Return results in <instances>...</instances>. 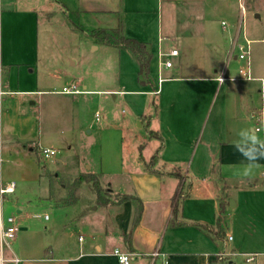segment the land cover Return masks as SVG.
Instances as JSON below:
<instances>
[{
	"label": "crops",
	"instance_id": "0c3cea01",
	"mask_svg": "<svg viewBox=\"0 0 264 264\" xmlns=\"http://www.w3.org/2000/svg\"><path fill=\"white\" fill-rule=\"evenodd\" d=\"M162 3L163 0H0V161L2 155L8 160L21 153L29 161L36 155L39 162L40 148L72 144L83 111L89 114L84 129L88 135L93 131V141L99 149L118 142L119 166L107 168L102 162L96 172L91 167L85 173L77 171L75 179L91 173L99 178L129 180L117 189L103 185L108 193L100 201L86 183L78 187L71 201L68 189L63 187L66 198L53 196L55 207L98 206L93 208L98 213L92 214L84 207L79 211L76 225L72 226L78 232L76 245L70 244L68 233L62 236L47 227L41 233L34 226L22 225V234L17 233L8 254L17 259L16 264H117L114 249L132 253L131 264H151V254L156 249L168 264H216L215 256L221 251L256 254L251 264H264V159L252 175L244 176L243 166L248 162L234 147L235 141H244L239 133L245 129L254 131L255 116L264 114V65L258 73L251 70L252 81L219 83L217 79L222 74L237 76V70L230 72L228 68L229 48L224 52L225 66L203 60L192 73L180 71L185 65L181 62H173L172 68L165 69L163 54L169 50L166 41L171 36V24H163ZM209 5L213 7L214 2L205 0L197 10L205 22L210 16ZM57 14L70 22L65 28L77 41L78 54L71 53L67 70L58 65L48 70L41 64L40 36L50 30L39 29V18L44 15L48 21ZM261 18L262 11L254 13L255 20ZM221 22L224 20L220 21L221 30L228 31L230 27L223 30ZM118 28L125 38L144 43L151 54L145 85L138 81L139 64L131 51L90 37L92 30ZM239 28L231 29L230 46L238 39ZM99 52L104 54L103 59L89 63V55ZM179 57L178 51L172 58ZM232 60L237 61L234 56ZM70 84H76L80 93H58ZM220 92L217 108L210 112ZM108 96L111 102L106 101ZM115 103L122 108L119 118L113 112ZM47 104L49 114L62 125H47L45 135L50 140L43 145L41 109ZM97 106L104 112L95 122ZM150 131L159 138L150 136ZM129 133L135 139L130 140L131 157L126 158L125 148L129 146L124 144V136ZM255 134L264 140V126ZM138 136L143 139L138 141ZM139 143L148 146L147 155L138 153L142 147ZM153 156L156 163L149 168L147 164ZM31 170L29 166L22 173L42 187V176L38 170L31 174ZM174 172L182 174V198L175 212L173 197L180 187ZM8 196H15V192ZM122 196L142 204L141 219L133 230L137 201L119 202ZM129 233L131 249L124 240ZM14 243L19 245L17 251L12 248ZM235 258H231L232 263ZM154 264H161L160 259Z\"/></svg>",
	"mask_w": 264,
	"mask_h": 264
},
{
	"label": "rangeland",
	"instance_id": "374dc122",
	"mask_svg": "<svg viewBox=\"0 0 264 264\" xmlns=\"http://www.w3.org/2000/svg\"><path fill=\"white\" fill-rule=\"evenodd\" d=\"M209 1H213L214 6L212 7L209 5L210 16L206 18L208 21L205 22L203 16L200 17L201 13H197V10L201 7V4L203 5L205 0H163V24H171V36L166 41L169 49L167 53H169L172 48H176L177 51L180 52L179 58L164 57L163 60H170L172 63L176 62L177 64L181 62V65L185 64L184 68L180 70L183 71L184 74L192 73L193 70L199 68V63L203 62V60L207 64L212 62L225 66L229 56L226 59L224 52L225 50L228 51L229 48L232 49V46H230L231 43L229 42L231 39V29L235 26H240L238 43H244V38L251 41V70L254 74L262 71L264 61L261 60H264V41L262 42L261 40L264 39V0H244V7L247 13L242 15H240L238 0ZM259 11H262V18L260 21H257L254 19V13ZM221 20H224L228 28L230 27L228 31L221 30ZM68 23L70 22L59 14L53 15L48 21L45 19L44 15H41L39 18V29L41 30L43 28L44 30H50L47 35L40 36L39 40L40 54H42L41 64L42 66L46 65L48 70L57 65L67 70L69 57L74 53L78 54V52H76V38L69 35L67 33V28H65L68 26ZM75 23L77 24V22ZM206 28L207 33L205 32ZM210 42L213 44L211 45ZM235 54L236 52L234 55ZM103 57L104 54L100 52L94 53L89 55L88 61L89 63L100 61L99 59L102 60ZM239 64V61H229L228 68L230 72H236ZM52 65L55 66L52 67ZM208 67L209 65L205 66V71H208ZM56 84H58V82ZM50 90L54 91L53 88ZM221 94L222 92L219 93L216 100L214 99L210 112L213 110L214 113L216 110L218 102L221 99ZM106 101L111 102V96H108ZM48 106L49 104L41 109L43 145H48L47 142L50 140V137L45 135L47 125L50 124L56 127L62 125V123L58 124V122L56 123L54 121L53 116L48 112ZM94 110L98 111L101 119L104 110L102 111L98 106L94 108ZM94 110L90 113V117L93 115ZM121 111V106L115 103L113 112L116 114L117 118H119ZM80 114L81 116L78 118L79 129L75 134L74 141L67 146L60 143L54 145L53 149L57 152L55 156L48 159H44L41 156L38 162L36 155L31 157L29 161L28 159H24L21 153H17L8 160L2 155V160L0 161L2 183H14L16 186L15 196H5L6 198L4 197L1 201L0 206L4 219L13 217L17 226L22 227V225L29 224L36 227L34 229L41 233L46 227L48 229H56L60 235H62L63 232L68 233V241L72 245L77 244L78 238V232L72 227L76 225L77 221L75 222L74 220L77 218V214L83 207L85 210L87 209L88 212L96 214L98 211L93 212V208L98 206H56V208L53 204V196L58 197L59 195H66V191L63 190V187L68 189L74 183L77 179H75L77 171L85 173L88 171V168L91 167L92 171L96 172L102 162H104L107 168L119 166V163H117L119 160L118 142L115 141L112 145L103 146L102 149H99L98 144L96 145V140L93 141V131L92 135H88L86 129H84L85 121L89 114L87 115L83 111ZM135 127H138L137 123ZM139 131H141V129ZM132 139H135V137L131 133L124 136V144L129 146L125 148V154H127L125 155L126 158L131 157L130 140ZM136 139L141 141L143 138L138 136ZM88 143H95L94 147L88 146ZM139 144L142 145V147H140L138 153H143L144 156L147 155L149 153L147 149L148 146L142 143ZM29 166L32 168L30 171L31 174H33V170H38L39 175L42 176V187L39 188L37 182L33 180L29 181L27 180V176L23 175L22 171H26ZM175 174L181 178L182 182V174L178 172H175ZM94 176L99 181L103 190V185L111 189L112 187L117 189L119 187H124L127 181H129L121 177L112 178L106 176V178H99L97 175ZM83 183H81V185H83ZM86 184L93 190L91 183ZM40 195L41 198L38 199L37 197ZM49 196H51L52 199L49 200ZM64 198H66V196ZM79 202L82 203L83 199H79ZM87 204H89V202H87ZM45 215L48 216V221L43 219ZM20 232L21 231H19V233ZM18 247L19 245L17 243L12 245L14 251H17L19 249ZM8 254L9 249H5L3 251V258L4 260H8L6 264H13ZM17 257H20L19 254H17ZM242 260V257L237 256L234 262L235 264H244Z\"/></svg>",
	"mask_w": 264,
	"mask_h": 264
},
{
	"label": "built area",
	"instance_id": "2783aa9c",
	"mask_svg": "<svg viewBox=\"0 0 264 264\" xmlns=\"http://www.w3.org/2000/svg\"><path fill=\"white\" fill-rule=\"evenodd\" d=\"M238 6L240 10V14L245 13L244 7V0H238ZM221 27L223 30L227 28V24L225 22H221ZM244 43H238V39L236 38L232 44V49L229 53L228 61L233 59L239 61L241 66L237 69V76L236 77H229L225 74H222L217 80L219 83H222L226 80L229 81H236L237 79L252 81V73H251V41L244 38ZM236 54L234 55V53ZM178 55L177 49H171L169 53L163 54V57H176ZM173 64L170 60H166L163 62V67L165 69L172 68ZM162 79H160L161 81ZM61 94L66 95H73L78 94L80 91L78 90L76 84H70L60 90ZM158 92H154L153 94H157ZM95 122H98L100 119V114H95ZM256 119V127L254 128V132H260L264 126V114L261 113L260 115L255 116ZM39 153L44 159H48L56 155V150L50 148H40ZM262 176H264V171L262 172ZM15 192V184L14 183H7L3 184L0 181V205L1 201L4 199L6 195L13 194ZM39 218V216H38ZM44 220H48V216H44ZM19 232V226L15 224V219L13 217H8L4 219L3 213L1 211L0 206V264L8 263V260H4L3 258V251L5 249H10L12 242L15 240L17 233ZM81 240V239H80ZM227 240H231V237H228ZM113 256L116 259L117 264H131L132 253L127 251H122L120 249L113 250ZM241 256L242 261L244 264H251L256 259V254H238L235 252H227L221 251L218 252L215 256V260L224 261L225 263L235 264L232 263L231 258ZM160 259L161 264H168L167 258H165L164 254H162L158 249H156L151 254V264H154L156 260ZM228 259V260H227ZM11 263L16 264L17 259H12Z\"/></svg>",
	"mask_w": 264,
	"mask_h": 264
},
{
	"label": "trees",
	"instance_id": "16d2710c",
	"mask_svg": "<svg viewBox=\"0 0 264 264\" xmlns=\"http://www.w3.org/2000/svg\"><path fill=\"white\" fill-rule=\"evenodd\" d=\"M90 37L95 39L96 41L105 44V45H110V46H115L119 47L122 49H127L131 51L139 64V72H138V81L141 85H145L147 83V78L149 74V64L151 61V54L148 51L146 45L142 42H139L135 39L131 38H125L122 34V30L120 28L115 29V30H104V29H96L92 30L90 32ZM150 136H155L159 138L154 132L150 131L149 132ZM156 163V156H153L147 166L149 168H152ZM178 180H179V187L180 190L178 189V192L175 194V197H173V212L177 210V205L182 198V190H181V178L173 173ZM91 183L92 188L96 194L97 200L100 201L104 195V193H108L107 190H103L100 186L99 181L97 178L91 174H80L78 178L74 181V183L68 188L69 195H68V201H71L74 199V194L78 187L81 185V183ZM125 200H136L137 201V206L135 207V215L132 223L131 230H133L137 224L139 223L141 219V214H142V204L139 200L132 198L130 196H122L119 199V202L125 201ZM68 201H65L63 203H67ZM106 203V202H104ZM196 227L201 228L203 230H208L209 228L203 225H198L195 224ZM124 240L126 244L128 245L129 249H131V233L128 234V236L124 237ZM216 264H230V263H225L224 261H219L215 260Z\"/></svg>",
	"mask_w": 264,
	"mask_h": 264
},
{
	"label": "clouds",
	"instance_id": "9594fccd",
	"mask_svg": "<svg viewBox=\"0 0 264 264\" xmlns=\"http://www.w3.org/2000/svg\"><path fill=\"white\" fill-rule=\"evenodd\" d=\"M239 135L244 137V141H235L234 147L248 162L243 166L242 174L250 176L253 170L259 167L258 162L264 159V140H261L254 131L248 129L242 130ZM249 141L250 143H248Z\"/></svg>",
	"mask_w": 264,
	"mask_h": 264
}]
</instances>
